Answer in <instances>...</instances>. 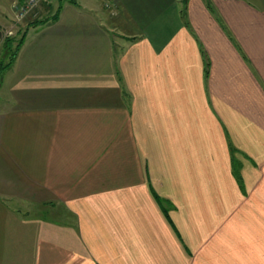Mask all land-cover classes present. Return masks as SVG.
Returning <instances> with one entry per match:
<instances>
[{"label": "crops", "instance_id": "1", "mask_svg": "<svg viewBox=\"0 0 264 264\" xmlns=\"http://www.w3.org/2000/svg\"><path fill=\"white\" fill-rule=\"evenodd\" d=\"M39 7L0 75V264H264V0Z\"/></svg>", "mask_w": 264, "mask_h": 264}, {"label": "rangeland", "instance_id": "2", "mask_svg": "<svg viewBox=\"0 0 264 264\" xmlns=\"http://www.w3.org/2000/svg\"><path fill=\"white\" fill-rule=\"evenodd\" d=\"M17 1H21V2H23L24 0H14L13 2H12V5H11V9H12V18L11 19H9V20H7V21H4V23H3V26H4V31H3V33H4V37H11L12 39H13V45H12V47H15V45H16V43H17V41H18V39L22 36V34L24 33V30L22 29V28H20V25L24 22V21H26V20H28V19H30V18H32V14L34 13V12H36V10L38 9V8H40L39 6L41 5V3H42V1L39 3V4H37L32 10H30V12H27V13H25V15H23V16H20L18 13H17V8L15 7V5H16V3H17ZM44 2V1H43ZM32 15V16H31ZM35 15V14H34ZM4 39V38H3ZM3 46H4V49H6L7 51H6V55H8L9 54V51L11 52L12 51V49L13 48H10V49H8L7 47H5V41L3 40ZM9 58V56H7V58H5V60L4 61H6L7 59ZM15 207H17V208H21V205H20V203H17V202H15ZM23 208H25V210L26 209H28V210H30V212H32V213H35V212H39L40 211V209L41 208H39V207H36V206H33V205H27V206H25V207H23ZM45 214L47 215V216H49V217H52V218H55V214L53 215V214H48V212H45ZM230 236H231V238H230V240H228V244L229 245H231V246H233V233H230ZM250 245V241H248L247 243H245V242H243V248L244 249H246L247 250V248L246 247H248ZM233 248V247H232ZM248 255H250V254H248ZM227 256H229V255H227ZM244 256H246V255H244ZM225 259V258H224Z\"/></svg>", "mask_w": 264, "mask_h": 264}, {"label": "trees", "instance_id": "3", "mask_svg": "<svg viewBox=\"0 0 264 264\" xmlns=\"http://www.w3.org/2000/svg\"><path fill=\"white\" fill-rule=\"evenodd\" d=\"M24 37H25V35L22 34V36L18 39L15 47H12L13 39L11 37H4L5 47H7L8 49H10V48H13V49L11 52L9 51V54H8L9 58L6 61L0 60V75L3 73V71L5 69H7L9 66H11L14 58L17 55L18 50L20 49V47L24 41ZM234 174L236 176L237 181L240 183V186H242V188H243L242 178H241L239 170L236 167L234 168Z\"/></svg>", "mask_w": 264, "mask_h": 264}, {"label": "built area", "instance_id": "4", "mask_svg": "<svg viewBox=\"0 0 264 264\" xmlns=\"http://www.w3.org/2000/svg\"><path fill=\"white\" fill-rule=\"evenodd\" d=\"M47 0H24L23 2L17 1L15 7L17 8V13L20 16L25 15V13L30 12L37 4Z\"/></svg>", "mask_w": 264, "mask_h": 264}, {"label": "water", "instance_id": "5", "mask_svg": "<svg viewBox=\"0 0 264 264\" xmlns=\"http://www.w3.org/2000/svg\"><path fill=\"white\" fill-rule=\"evenodd\" d=\"M2 36H3V32L2 30H0V39L2 38Z\"/></svg>", "mask_w": 264, "mask_h": 264}]
</instances>
